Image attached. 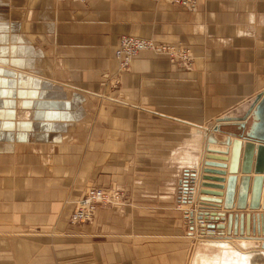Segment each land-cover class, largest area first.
<instances>
[{"label":"crops","instance_id":"obj_1","mask_svg":"<svg viewBox=\"0 0 264 264\" xmlns=\"http://www.w3.org/2000/svg\"><path fill=\"white\" fill-rule=\"evenodd\" d=\"M195 1L0 0V264H198L227 239L192 238L179 195L218 119L264 92V0ZM123 35L180 43L191 68L145 51L120 73ZM92 187L120 205L72 225Z\"/></svg>","mask_w":264,"mask_h":264},{"label":"water","instance_id":"obj_2","mask_svg":"<svg viewBox=\"0 0 264 264\" xmlns=\"http://www.w3.org/2000/svg\"><path fill=\"white\" fill-rule=\"evenodd\" d=\"M231 121L237 122L236 130L223 131L222 124ZM207 144L203 182L197 196L200 212L196 218L190 213V231L193 233L198 223V228H204L202 231L209 236L220 235L226 229L228 235L240 232L241 238L249 237L251 227L254 230L256 223L259 227L260 217L264 221V92L256 95L242 117L218 119V125L207 135ZM211 145L224 146L226 151L211 149ZM196 179V172L186 173L184 184L193 191Z\"/></svg>","mask_w":264,"mask_h":264},{"label":"built area","instance_id":"obj_3","mask_svg":"<svg viewBox=\"0 0 264 264\" xmlns=\"http://www.w3.org/2000/svg\"><path fill=\"white\" fill-rule=\"evenodd\" d=\"M72 2L85 3L86 0H69ZM175 6L182 9L192 10L196 5L195 0H170ZM151 52L158 56L166 57L171 63H176L186 69L191 68V51L184 45L178 43H157L151 39L123 35L119 38L115 58L118 62V71L125 72L131 67L132 61L141 52ZM182 181L180 190L179 207H186L184 216L190 225V213L198 209L199 201L195 199L198 193L197 188L190 190L191 186H186ZM197 197V196H196ZM122 195L115 191H108L100 188H89L85 195L76 202L75 209L70 217L72 225L90 223L94 220L97 211L101 207H117L120 205ZM191 226V225H190ZM191 232V231H190ZM195 231L191 234H194Z\"/></svg>","mask_w":264,"mask_h":264},{"label":"bare ground","instance_id":"obj_4","mask_svg":"<svg viewBox=\"0 0 264 264\" xmlns=\"http://www.w3.org/2000/svg\"><path fill=\"white\" fill-rule=\"evenodd\" d=\"M207 146L208 144L206 143L204 157L206 155ZM210 148L214 150H218V151H223V152L226 151V147L220 146V145H217V146L211 145ZM203 169H204V164L202 167H199L198 169L188 172L189 174H191V172L193 171L196 172V178H197L196 188L198 192L200 191L201 185L203 182V179H202L203 174H204ZM196 196H198V193L196 194ZM196 196H195V199L197 201L198 198ZM192 212H193V216L196 218L198 213L200 212V209L198 208ZM197 224L198 223L194 224L196 228H195V233L193 234L192 238L197 237L199 239L200 238L201 239L202 238L231 239V240L218 239L221 241H217L215 239H205L203 241V245L199 248V251L197 252L198 253L197 255H199V258H201V260L199 258L198 259L200 261L194 260V261H197L198 264L200 263L201 264H210V263L212 264V262L213 264H243L246 258V251L244 252L238 247H240V245H245L246 242L236 241V240H254V241L260 242V245L264 242V221H262L261 217L259 219V227H258V224L256 223L254 230L251 227L249 237L244 236L242 238L240 237V232H238L237 236H235L233 232L228 235L226 229L222 231L220 230L221 231L220 235L209 236L208 232H203L202 230H204V228H198ZM245 235H246V232H245ZM215 247L222 248L223 250H220L222 253L218 254Z\"/></svg>","mask_w":264,"mask_h":264},{"label":"rangeland","instance_id":"obj_5","mask_svg":"<svg viewBox=\"0 0 264 264\" xmlns=\"http://www.w3.org/2000/svg\"><path fill=\"white\" fill-rule=\"evenodd\" d=\"M69 1V0H68ZM232 130V129H231ZM102 208V207H101ZM193 241H195L194 239H192ZM216 248V250H217V253H220V250H221V248L220 247H215ZM194 250V246L192 245V251ZM264 251V250H263ZM96 259V258H95ZM95 259H94V257L92 258V260H89V261H87L86 263H84V264H101V262L99 261H97V259H96V262H95ZM63 264H76V263H72V262H64Z\"/></svg>","mask_w":264,"mask_h":264},{"label":"flooded vegetation","instance_id":"obj_6","mask_svg":"<svg viewBox=\"0 0 264 264\" xmlns=\"http://www.w3.org/2000/svg\"><path fill=\"white\" fill-rule=\"evenodd\" d=\"M263 264H264V262H263Z\"/></svg>","mask_w":264,"mask_h":264}]
</instances>
